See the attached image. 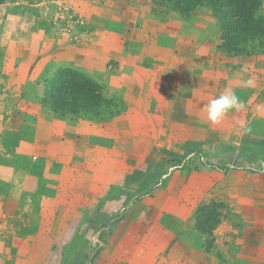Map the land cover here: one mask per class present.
I'll return each mask as SVG.
<instances>
[{
    "label": "rangeland",
    "instance_id": "374dc122",
    "mask_svg": "<svg viewBox=\"0 0 264 264\" xmlns=\"http://www.w3.org/2000/svg\"><path fill=\"white\" fill-rule=\"evenodd\" d=\"M211 5L0 0V124L63 127L56 154L26 158L40 216L17 209L19 194L4 211L22 233L47 232L45 264H264V42L224 52ZM63 71L102 104L55 110ZM225 88L244 107L215 125L206 105Z\"/></svg>",
    "mask_w": 264,
    "mask_h": 264
},
{
    "label": "crops",
    "instance_id": "0c3cea01",
    "mask_svg": "<svg viewBox=\"0 0 264 264\" xmlns=\"http://www.w3.org/2000/svg\"><path fill=\"white\" fill-rule=\"evenodd\" d=\"M61 124L56 116H48L37 125L33 123L35 127H31V122H26L20 114L11 116L4 124L1 120L0 134L9 132L8 135H13L11 147L15 148L11 158L5 160L10 166L0 164V190H5L0 191V220H4L3 223L0 222V264H45L44 253L52 251L53 243L50 244L47 232L40 233L38 226L34 224L29 228L25 226L24 229L29 231L22 233L20 227L10 224L15 218L6 215L4 211L5 206L14 203V198L19 194L17 200L22 198L20 205L23 208L17 209L40 216L43 201L39 195L38 174L35 165L32 161L26 162V158H31L32 153L37 156V151L42 156L43 150L46 151L45 155L49 152L56 154V146L64 137ZM37 146L40 149L42 147V150H38ZM11 147L9 146L10 149ZM4 148L5 142L0 138V163L4 162L2 159L6 156Z\"/></svg>",
    "mask_w": 264,
    "mask_h": 264
},
{
    "label": "trees",
    "instance_id": "16d2710c",
    "mask_svg": "<svg viewBox=\"0 0 264 264\" xmlns=\"http://www.w3.org/2000/svg\"><path fill=\"white\" fill-rule=\"evenodd\" d=\"M262 0H175L179 11H188L189 7L211 5L215 16L218 14L222 24L224 46L222 50L231 54H247L245 45L248 42H264V17L258 12ZM216 5V7L214 5ZM217 15V16H218ZM61 76L54 80L55 100H50L52 107L60 112L74 108L88 109L91 103L97 105L103 102L102 90L88 82L80 84L69 83V72L59 73ZM70 77V76H69ZM68 81V82H67ZM56 88V89H55ZM73 96V97H72ZM64 98L75 99L72 104H66ZM57 100H61V106ZM49 101V100H48ZM81 104H79V102ZM47 103V101H46Z\"/></svg>",
    "mask_w": 264,
    "mask_h": 264
},
{
    "label": "clouds",
    "instance_id": "9594fccd",
    "mask_svg": "<svg viewBox=\"0 0 264 264\" xmlns=\"http://www.w3.org/2000/svg\"><path fill=\"white\" fill-rule=\"evenodd\" d=\"M244 86L251 85L252 81L243 82ZM244 104L236 95L233 89L225 88L216 98L209 101L206 105L207 119L215 125L222 123L230 110H241Z\"/></svg>",
    "mask_w": 264,
    "mask_h": 264
}]
</instances>
